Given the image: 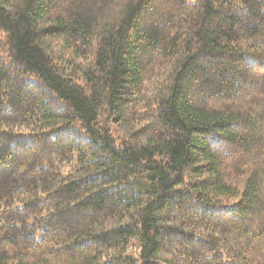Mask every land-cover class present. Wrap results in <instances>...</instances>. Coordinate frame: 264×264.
<instances>
[{
    "label": "trees",
    "instance_id": "trees-1",
    "mask_svg": "<svg viewBox=\"0 0 264 264\" xmlns=\"http://www.w3.org/2000/svg\"><path fill=\"white\" fill-rule=\"evenodd\" d=\"M0 264H264V0H0Z\"/></svg>",
    "mask_w": 264,
    "mask_h": 264
}]
</instances>
